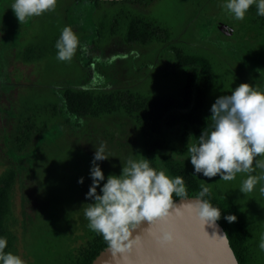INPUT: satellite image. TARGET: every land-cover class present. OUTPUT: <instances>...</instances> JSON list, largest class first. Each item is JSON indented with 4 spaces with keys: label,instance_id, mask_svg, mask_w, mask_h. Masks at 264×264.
Returning <instances> with one entry per match:
<instances>
[{
    "label": "rangeland",
    "instance_id": "rangeland-1",
    "mask_svg": "<svg viewBox=\"0 0 264 264\" xmlns=\"http://www.w3.org/2000/svg\"><path fill=\"white\" fill-rule=\"evenodd\" d=\"M73 1L57 0L55 10L19 23L11 10L14 0H0V171L6 167L16 171L11 194L14 255L25 264H62L90 230L84 209L92 202L85 196L92 183L90 168L95 148L103 143L109 157L97 162L105 179L110 174L118 176L129 159L141 156L140 140L131 121L100 118L76 127L62 110L58 90L127 89L165 94L182 83L181 73L173 77L170 71L164 72L168 55L161 45H127L120 35L113 34H103L92 42V23L111 7L101 4L92 10L90 2ZM183 6V0H156L151 8L138 10L168 26L173 43L198 51L205 42L198 37L197 29L187 26ZM66 26L74 30L83 46L77 48L70 62L59 61L49 42ZM28 46L34 48L31 53L40 51V58H24ZM214 60L219 79L207 103L210 114L215 100L231 94L241 83L264 92V86L252 84L251 71L236 69L242 60ZM28 115L35 132L26 148L17 152L9 139L17 127L26 123ZM253 167L251 175L264 176V169L256 168L255 162ZM200 175L212 187L232 196L246 215H253L264 238V180L251 192H242L249 173H237L230 181ZM81 177L82 184L78 183ZM253 264H264L260 246Z\"/></svg>",
    "mask_w": 264,
    "mask_h": 264
},
{
    "label": "trees",
    "instance_id": "trees-1",
    "mask_svg": "<svg viewBox=\"0 0 264 264\" xmlns=\"http://www.w3.org/2000/svg\"><path fill=\"white\" fill-rule=\"evenodd\" d=\"M81 1L90 2L92 10L100 8L101 4L111 7V10L103 12L92 23V42L103 34H113L120 35L127 45H161L168 55L164 72L170 71L173 77L181 73L182 83L165 94H143L127 89L95 92L65 87L58 90V99L66 117L76 127L100 118L128 119L140 140L141 156L150 160V166L165 171L169 177H183L187 197L198 196L203 182L210 183L200 174L194 173L188 160L187 146L197 143L202 131L213 128L214 122L207 109L209 96L219 79L213 59L204 53L173 43L172 31L168 26L156 17L138 10L146 9L151 0H74L73 3ZM62 29L49 40L55 54V45ZM33 50L32 46H28L23 51L24 58H40V51L31 53ZM259 79L264 81V76ZM15 131L9 139L10 145L15 151L22 152L35 132L31 115ZM15 181V169L6 167L0 171V238L7 239L4 251L13 254L16 237L11 222V194ZM207 186L210 192L204 199L221 210V218L217 222L223 227L238 264H253L262 239L256 218L246 215L242 206L229 194L211 185ZM176 198L179 197L174 195L173 199ZM228 215L236 216V221H226L224 217ZM82 239V242L68 252L62 264H91L95 256L108 245L100 234L92 230H88Z\"/></svg>",
    "mask_w": 264,
    "mask_h": 264
},
{
    "label": "clouds",
    "instance_id": "clouds-1",
    "mask_svg": "<svg viewBox=\"0 0 264 264\" xmlns=\"http://www.w3.org/2000/svg\"><path fill=\"white\" fill-rule=\"evenodd\" d=\"M57 0H14L11 6L17 21L26 22L30 17L53 11ZM255 5L257 15L264 17V0H227L224 8L238 21L245 18L249 9ZM57 59L70 62L80 45L79 37L71 27H64L55 45ZM212 130L202 131L197 143L187 146L189 161L195 174L206 178L220 176L221 180L235 179L237 173H249L243 181L241 191L251 192L264 176L251 173L256 168L264 169V92L252 85L241 83L229 95L219 96L211 105ZM109 157L105 154V145L95 148L90 179L92 181L84 209L88 227L100 234L114 254L125 259L126 254L141 244V235L133 237V232L142 222L150 225L145 232H151L152 243L159 249L193 251L194 243L202 232L209 240L223 239L227 235H214L209 238L205 225L216 227L221 218V210L204 199L210 188L205 182L195 200L177 207L173 196L184 202L187 189L183 177H169L165 171L150 166V160L143 158L129 159L121 168L120 174L105 176L97 163ZM103 182V183H102ZM83 183V177L78 180ZM102 184V186H101ZM99 188V194L97 189ZM264 192V188L261 189ZM185 213L198 225V231L184 222ZM224 219L229 223L236 221V216L228 215ZM175 221V222H174ZM178 222V223H177ZM158 226V227H157ZM264 250V238L260 243ZM7 239L0 238V262L2 264H25L17 255L5 252Z\"/></svg>",
    "mask_w": 264,
    "mask_h": 264
},
{
    "label": "flooded vegetation",
    "instance_id": "flooded-vegetation-1",
    "mask_svg": "<svg viewBox=\"0 0 264 264\" xmlns=\"http://www.w3.org/2000/svg\"><path fill=\"white\" fill-rule=\"evenodd\" d=\"M155 1L151 0L148 7L151 8ZM226 2L183 0L187 26L197 29L198 37L205 42V45L198 48V52L211 57L214 63L215 57L242 60L236 69L240 71L246 68L248 72L251 71L254 75L252 84L264 86V81L259 79L264 76V17L257 15L256 6L253 5L244 20L238 21L223 7Z\"/></svg>",
    "mask_w": 264,
    "mask_h": 264
},
{
    "label": "water",
    "instance_id": "water-1",
    "mask_svg": "<svg viewBox=\"0 0 264 264\" xmlns=\"http://www.w3.org/2000/svg\"><path fill=\"white\" fill-rule=\"evenodd\" d=\"M196 198L197 196L186 197L184 202H181L179 197L174 199V202L184 211L186 210L185 205L190 204ZM184 222L190 225L193 231H198V225L187 216V213H185ZM149 227L150 225L145 221L133 232V237L141 235V244L135 247L131 254H126V259L120 254H114L107 245L95 256L91 264H238L227 238L209 240L202 232H199V240L194 243L192 252L164 250L157 248L152 243L151 232L155 229L145 232ZM204 230L209 238L214 233L218 236L225 234L223 227L218 222L215 228L206 224Z\"/></svg>",
    "mask_w": 264,
    "mask_h": 264
}]
</instances>
